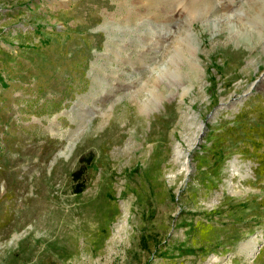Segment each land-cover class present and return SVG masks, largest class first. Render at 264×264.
<instances>
[{
    "label": "rangeland",
    "instance_id": "obj_1",
    "mask_svg": "<svg viewBox=\"0 0 264 264\" xmlns=\"http://www.w3.org/2000/svg\"><path fill=\"white\" fill-rule=\"evenodd\" d=\"M0 264H264V0H0Z\"/></svg>",
    "mask_w": 264,
    "mask_h": 264
},
{
    "label": "trees",
    "instance_id": "obj_2",
    "mask_svg": "<svg viewBox=\"0 0 264 264\" xmlns=\"http://www.w3.org/2000/svg\"><path fill=\"white\" fill-rule=\"evenodd\" d=\"M87 162H89V159ZM83 170H84V167L79 168L73 172V178L77 180V183L75 184V191L77 192H80L82 190L83 181H81V178H82Z\"/></svg>",
    "mask_w": 264,
    "mask_h": 264
},
{
    "label": "bare ground",
    "instance_id": "obj_3",
    "mask_svg": "<svg viewBox=\"0 0 264 264\" xmlns=\"http://www.w3.org/2000/svg\"><path fill=\"white\" fill-rule=\"evenodd\" d=\"M230 23H231V22H230ZM187 90H189V88L184 90V92L182 93V96H184V94H185V92H186ZM178 149H180V147H178ZM179 151H180V150H179ZM181 151H182V150H181ZM183 164H184V166L187 165V163H186L185 161H183Z\"/></svg>",
    "mask_w": 264,
    "mask_h": 264
}]
</instances>
